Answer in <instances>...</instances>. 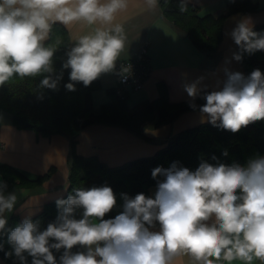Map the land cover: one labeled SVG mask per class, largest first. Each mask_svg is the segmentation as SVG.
I'll use <instances>...</instances> for the list:
<instances>
[{
	"label": "clouds",
	"instance_id": "9594fccd",
	"mask_svg": "<svg viewBox=\"0 0 264 264\" xmlns=\"http://www.w3.org/2000/svg\"><path fill=\"white\" fill-rule=\"evenodd\" d=\"M145 5L155 12L159 0ZM178 7L185 12L186 0ZM127 8L128 0H0V87L16 77H43L39 89L58 90L63 72L55 74L53 57L61 42L46 44L56 24L88 29L72 40L62 64L70 69L68 91L112 72L127 43L116 18ZM228 35L238 46L232 56L237 62L264 50V33L253 31L248 16ZM129 72L122 67L120 74ZM224 74L222 87L210 92L201 88L204 77L184 83L189 106L196 110V99H203L202 120L233 133L264 120V73L255 69L245 77L225 67ZM152 178L153 197L121 193L123 210L109 219L117 205L110 186L76 187L56 201L57 217L44 230L30 217L6 230V213L18 197L0 181V234L6 232L11 246L5 257L20 264H28V257L31 264H264V156L243 166L202 161L195 171L173 162L155 167ZM61 250L58 261L54 251Z\"/></svg>",
	"mask_w": 264,
	"mask_h": 264
},
{
	"label": "trees",
	"instance_id": "16d2710c",
	"mask_svg": "<svg viewBox=\"0 0 264 264\" xmlns=\"http://www.w3.org/2000/svg\"><path fill=\"white\" fill-rule=\"evenodd\" d=\"M180 2L181 0H160L163 17L183 31L198 49L210 57L216 55L225 18L235 12L253 11L257 7L251 0H229L225 10L219 15L199 16L197 8L189 2H186L187 10L180 12L178 7ZM253 31L264 33V23L253 26ZM57 40L61 44L54 54L53 67L55 74L63 72L58 90L39 89L38 85L43 77L24 79L16 77L0 87V110L11 115V122L15 127L30 129L43 136L64 134L70 140L69 173L65 194L45 202L38 213L30 216L33 221L40 222L41 230L56 219L58 214L56 201L66 199L69 194H73L76 187L91 188L105 184L110 186L116 194L117 205L106 215L105 219H109L123 210L121 193L129 197H134L138 193L149 195V187L157 183L152 178V170L157 166L167 168L173 162H177L179 166L191 171H195L202 161L213 165L238 163L243 166L248 159L264 154V120L242 127L235 133L213 126L208 121L194 124L171 136L166 145L153 154L135 157L113 166L100 161L94 155L77 154L76 138L92 123L120 126L144 137L142 133L144 124L159 126L173 121L185 111L194 109L189 106V100L170 102L166 95L143 100L128 107L125 98L111 90L110 101L101 104L99 111L95 113L90 94L99 87L98 79L87 87L78 82L75 84V91H68L64 85L70 82V69H62V64L70 48L69 34L61 24L53 26L50 40L46 41V44L55 46ZM241 63L246 77L255 69H260L264 73V51L245 53ZM41 95L42 99L39 98ZM195 103L198 110L205 101L197 98ZM217 123L219 124V121ZM225 151L228 153L227 156L223 155ZM51 171L52 168L34 179H29L16 168L0 164V175L7 183V190L19 185L37 186L49 177ZM22 221L23 219L17 215H11L6 230L13 229ZM0 244L3 245L0 257L7 264H19L15 256L5 257V252L11 250L6 232L2 235Z\"/></svg>",
	"mask_w": 264,
	"mask_h": 264
},
{
	"label": "crops",
	"instance_id": "0c3cea01",
	"mask_svg": "<svg viewBox=\"0 0 264 264\" xmlns=\"http://www.w3.org/2000/svg\"><path fill=\"white\" fill-rule=\"evenodd\" d=\"M228 1L186 0L197 8L199 16L219 15L225 10ZM251 1L257 6L255 10L235 12L225 18L216 55L210 57L198 49L183 31L163 17L160 0L155 12L146 10L145 0H128V8L116 18V23L123 26L127 36L126 47L119 60L133 58L145 49L150 71L142 87L126 91L124 98L127 106L132 107L140 101L152 100L160 95H166L170 102L189 100L182 85L199 77H204L202 89L208 92L218 90L226 79L225 67L246 77L241 61L232 59L233 53L237 52V45L228 34L243 16L251 18L252 26L264 23V0ZM65 29L69 34L70 47L73 39L88 31L85 25L79 23ZM98 81L99 87L90 94L95 113L99 111L101 104L110 101V91L117 83L113 71L102 74ZM201 122H207V119L202 120L199 110H188L169 123L159 126L144 124V137L120 126L92 123L77 136L75 152L81 156L94 155L113 166L135 157L151 155L166 145L168 139L178 131ZM69 149L70 140L67 135L43 136L30 129H19L12 124L11 115L0 110V164L16 168L29 179L52 168L49 177L37 186L19 185L7 190L15 191L18 197L13 211L6 213L8 219L13 214L20 219L30 217L38 213L45 202L65 194ZM0 181H3L1 175ZM155 191L156 184L149 187L148 196L153 197ZM81 211H77V219L80 218ZM2 235L0 234V240ZM77 250L78 248H73L72 251ZM62 252L63 250L61 253H54L58 261ZM0 264L7 263L0 257ZM28 264H31V257H28Z\"/></svg>",
	"mask_w": 264,
	"mask_h": 264
},
{
	"label": "built area",
	"instance_id": "2783aa9c",
	"mask_svg": "<svg viewBox=\"0 0 264 264\" xmlns=\"http://www.w3.org/2000/svg\"><path fill=\"white\" fill-rule=\"evenodd\" d=\"M122 67L130 68V72L125 74L126 78L120 74ZM149 71L150 65L145 49H142V51L133 58L118 60L113 70L117 81L113 90L117 95L125 97V93L128 89H138L142 87Z\"/></svg>",
	"mask_w": 264,
	"mask_h": 264
},
{
	"label": "rangeland",
	"instance_id": "374dc122",
	"mask_svg": "<svg viewBox=\"0 0 264 264\" xmlns=\"http://www.w3.org/2000/svg\"><path fill=\"white\" fill-rule=\"evenodd\" d=\"M160 166H162V165H160ZM163 167V166H162ZM54 253L56 254V252L54 251Z\"/></svg>",
	"mask_w": 264,
	"mask_h": 264
}]
</instances>
